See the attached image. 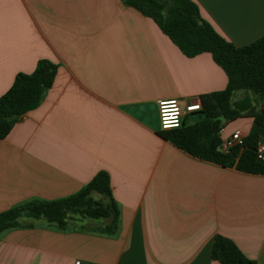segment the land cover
Returning <instances> with one entry per match:
<instances>
[{"label": "crops", "instance_id": "0c3cea01", "mask_svg": "<svg viewBox=\"0 0 264 264\" xmlns=\"http://www.w3.org/2000/svg\"><path fill=\"white\" fill-rule=\"evenodd\" d=\"M193 1L236 46L264 35V0ZM41 59L57 65L53 85L0 139V213L73 195L106 171L118 228L24 218L33 226L0 234V264H220L218 234L264 264V174L192 156L159 134V100L226 88L210 53L187 57L123 0H0V95ZM237 129L264 142V124L246 115L222 139Z\"/></svg>", "mask_w": 264, "mask_h": 264}, {"label": "trees", "instance_id": "16d2710c", "mask_svg": "<svg viewBox=\"0 0 264 264\" xmlns=\"http://www.w3.org/2000/svg\"><path fill=\"white\" fill-rule=\"evenodd\" d=\"M123 1L151 18L187 57L210 53L228 77L224 90L199 97L201 108L191 114L197 116L196 121L190 122L189 115L181 126L162 129L159 134L192 156L225 167L235 166L244 172L264 174V162L256 154L257 132L249 134L242 145H235L228 152L219 149L221 131L227 123L246 115L253 117L255 123L264 124V35L247 45L236 46L202 17L193 0ZM56 72L55 63L41 59L32 73L21 72L15 76L12 86L0 95V139L8 135L23 115L39 106L53 85ZM239 91L245 95L236 98ZM94 192L101 198L95 199ZM75 216L107 220L96 230L107 235L116 232L119 209L106 171H100L73 195L51 201L29 200L1 212L0 234L33 226L24 222V218L45 219L59 230H66ZM212 258L220 264H257L232 239L221 234L214 238Z\"/></svg>", "mask_w": 264, "mask_h": 264}, {"label": "built area", "instance_id": "2783aa9c", "mask_svg": "<svg viewBox=\"0 0 264 264\" xmlns=\"http://www.w3.org/2000/svg\"><path fill=\"white\" fill-rule=\"evenodd\" d=\"M197 100V99H196ZM201 108V102L192 99L186 100H159L158 114L162 129L179 127L184 119ZM245 136L241 130L237 129L231 133L219 146L223 152H228L235 145H242ZM256 154L258 160L264 162V142L258 141L256 146ZM76 264H81L79 261Z\"/></svg>", "mask_w": 264, "mask_h": 264}, {"label": "rangeland", "instance_id": "374dc122", "mask_svg": "<svg viewBox=\"0 0 264 264\" xmlns=\"http://www.w3.org/2000/svg\"><path fill=\"white\" fill-rule=\"evenodd\" d=\"M158 118H159V115H158ZM197 120V116L196 115H191L190 118H189V121L190 122H194ZM77 216H75L74 218H76Z\"/></svg>", "mask_w": 264, "mask_h": 264}, {"label": "water", "instance_id": "95a60500", "mask_svg": "<svg viewBox=\"0 0 264 264\" xmlns=\"http://www.w3.org/2000/svg\"><path fill=\"white\" fill-rule=\"evenodd\" d=\"M196 101H197L196 99H193V102H196ZM220 119H221V121H224V117L223 116H221Z\"/></svg>", "mask_w": 264, "mask_h": 264}]
</instances>
